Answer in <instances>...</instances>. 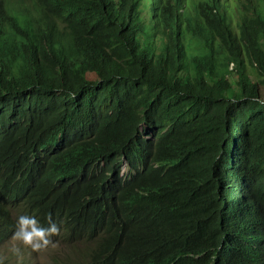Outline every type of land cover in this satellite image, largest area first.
I'll use <instances>...</instances> for the list:
<instances>
[{
  "label": "trees",
  "instance_id": "16d2710c",
  "mask_svg": "<svg viewBox=\"0 0 264 264\" xmlns=\"http://www.w3.org/2000/svg\"><path fill=\"white\" fill-rule=\"evenodd\" d=\"M262 85L264 0H0V245L264 264Z\"/></svg>",
  "mask_w": 264,
  "mask_h": 264
},
{
  "label": "rangeland",
  "instance_id": "374dc122",
  "mask_svg": "<svg viewBox=\"0 0 264 264\" xmlns=\"http://www.w3.org/2000/svg\"><path fill=\"white\" fill-rule=\"evenodd\" d=\"M264 93V85H262ZM77 248L84 246L77 244ZM13 264H71L74 261L70 242L63 236L52 234L34 238L30 232L17 236L0 249Z\"/></svg>",
  "mask_w": 264,
  "mask_h": 264
},
{
  "label": "clouds",
  "instance_id": "9594fccd",
  "mask_svg": "<svg viewBox=\"0 0 264 264\" xmlns=\"http://www.w3.org/2000/svg\"><path fill=\"white\" fill-rule=\"evenodd\" d=\"M127 170V167H126V164L123 165V168H122V173L126 172ZM25 232H30V234L34 237V238H42L43 235L39 236L37 234H34L32 233L29 229H26V226H20L17 228V230L12 234L11 238L6 242L4 243L3 245H0V249L3 248L7 243L11 242L14 238H16L17 236H20V238L24 235ZM61 232H58V233H55V234H52L53 236H59ZM73 258H75V256H72ZM0 261L1 262H5V261H8L9 263L13 264L7 257H5L3 255V253L1 252L0 253ZM19 264H22V263H19ZM25 264V263H23Z\"/></svg>",
  "mask_w": 264,
  "mask_h": 264
}]
</instances>
